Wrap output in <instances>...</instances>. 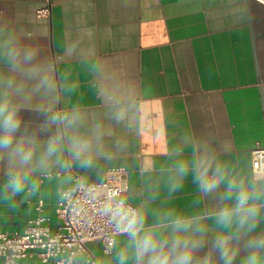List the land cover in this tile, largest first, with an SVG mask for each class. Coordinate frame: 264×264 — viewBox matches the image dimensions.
Masks as SVG:
<instances>
[{
  "label": "crops",
  "instance_id": "0c3cea01",
  "mask_svg": "<svg viewBox=\"0 0 264 264\" xmlns=\"http://www.w3.org/2000/svg\"><path fill=\"white\" fill-rule=\"evenodd\" d=\"M45 5L42 0H0V43L15 40L39 51L38 59L52 65L48 75L58 100L40 102L57 113L78 109L87 118L80 134L94 122L102 124L110 155L96 158L92 169L73 163L68 173L56 167L51 175L32 173L39 188L16 196L4 192L7 164L0 161L3 231L22 232L39 215L57 231L60 191L75 185L76 176L103 182L119 166L128 171L124 199L144 213L146 226L154 222V211L214 210L216 201L200 197L191 174L175 193L169 194L166 186L168 170L178 158L175 151L182 149L179 158L194 159L203 143L236 175L262 179L253 173L252 149L264 145L263 2L51 0L50 16L39 17L37 10ZM0 73L8 75L6 65L0 64ZM113 110L124 112L127 122H114ZM21 116L31 129L38 128L35 112ZM116 139L125 146L117 149ZM64 159L71 161L67 150ZM197 199L201 203L195 208ZM126 243L125 235H117L107 253L94 240L88 254L99 264H117L116 250ZM86 258L80 255L69 264H89ZM0 264L12 263L0 256ZM21 264L57 263L54 258L43 262L34 253Z\"/></svg>",
  "mask_w": 264,
  "mask_h": 264
},
{
  "label": "clouds",
  "instance_id": "9594fccd",
  "mask_svg": "<svg viewBox=\"0 0 264 264\" xmlns=\"http://www.w3.org/2000/svg\"><path fill=\"white\" fill-rule=\"evenodd\" d=\"M39 56L38 50L15 40L0 43V64L8 71V75L0 73V161L7 164L4 192L12 196L39 188V182L30 178L32 173L50 175L53 167L68 173L73 163L92 169L96 158L110 155L103 144L107 133L102 124L94 122L86 134H80L87 118L78 109L57 113L40 102L58 100L48 75L52 65ZM22 112H35L38 128L31 129ZM110 115L118 124L127 122L122 111ZM114 143L117 149L125 146L119 139ZM65 150L71 161L64 159ZM181 151H175L178 158L168 170L169 194L179 191L191 174L200 197L214 199L215 209L154 211V222L146 226L143 212L117 201L108 212L116 230L127 237L126 246L116 250L117 264H236L238 256L240 264H264V178L236 175L215 158L216 150L207 143L197 146L199 155L194 159L179 158ZM200 203L197 199L192 206L198 208Z\"/></svg>",
  "mask_w": 264,
  "mask_h": 264
},
{
  "label": "built area",
  "instance_id": "2783aa9c",
  "mask_svg": "<svg viewBox=\"0 0 264 264\" xmlns=\"http://www.w3.org/2000/svg\"><path fill=\"white\" fill-rule=\"evenodd\" d=\"M42 1L46 5L37 10V15L48 17L51 0ZM252 167L256 177L264 178V145L252 149ZM75 180V185L60 191L56 212L61 224L57 231L52 232L42 215L31 219L22 232L10 233L0 228V256L5 261L21 264L23 258L36 253L43 262L54 258L57 264H69L87 254L89 264H99L88 254V244L94 240L102 242L105 252L112 251L117 235L122 233L116 230L109 207L122 200L129 209L138 210L124 199L129 186L126 167L111 168L103 182H85L80 176ZM42 204L40 201L39 209Z\"/></svg>",
  "mask_w": 264,
  "mask_h": 264
}]
</instances>
